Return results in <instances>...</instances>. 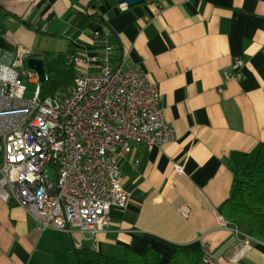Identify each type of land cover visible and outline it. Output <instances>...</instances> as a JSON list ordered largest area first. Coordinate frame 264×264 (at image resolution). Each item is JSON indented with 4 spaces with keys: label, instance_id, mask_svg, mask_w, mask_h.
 I'll list each match as a JSON object with an SVG mask.
<instances>
[{
    "label": "crops",
    "instance_id": "0c3cea01",
    "mask_svg": "<svg viewBox=\"0 0 264 264\" xmlns=\"http://www.w3.org/2000/svg\"><path fill=\"white\" fill-rule=\"evenodd\" d=\"M118 5L116 0H0V77L21 52L26 61L71 45L82 59L93 55L88 14L96 7L120 44L111 64L125 57L144 70L157 85L158 108L175 132L173 143L152 150L133 145L120 161L130 204L110 208L107 226L94 236L41 229L16 202L0 198V264H75V247L105 252L128 246L142 233L191 249L206 245L208 264H264V244L241 241L218 212L233 183L228 156L234 151L254 156L264 141V0H144L125 11ZM238 58L244 62L242 78L225 81L224 71ZM13 104L0 97V108ZM8 124L9 119L0 120V133ZM177 167L190 182L196 214L143 203Z\"/></svg>",
    "mask_w": 264,
    "mask_h": 264
},
{
    "label": "built area",
    "instance_id": "2783aa9c",
    "mask_svg": "<svg viewBox=\"0 0 264 264\" xmlns=\"http://www.w3.org/2000/svg\"><path fill=\"white\" fill-rule=\"evenodd\" d=\"M127 7L118 5L120 11ZM111 52L102 39L87 59L77 55L69 59L79 69L70 93L61 98H40L38 74L26 67L24 52L12 67L2 69L0 97L14 104L0 108V120L9 119L0 133V198L16 202L41 229L91 236L103 232L110 208L123 210L130 204L131 193L121 183L120 161L133 145L152 150L175 140L174 129L158 108L162 96L157 85L125 57L112 65ZM243 65V60L235 59L224 71V80L241 79ZM25 81L35 86L27 99ZM189 185L177 167L162 189L143 203L196 214ZM220 220L223 226L231 225L244 243L257 241ZM201 250L202 262L208 264L207 246Z\"/></svg>",
    "mask_w": 264,
    "mask_h": 264
},
{
    "label": "trees",
    "instance_id": "16d2710c",
    "mask_svg": "<svg viewBox=\"0 0 264 264\" xmlns=\"http://www.w3.org/2000/svg\"><path fill=\"white\" fill-rule=\"evenodd\" d=\"M106 1L99 0V3ZM88 19L95 42L106 39L112 47L110 55L113 60L120 51L116 35L101 19L96 7L90 9ZM0 32H3L2 25ZM105 33H108L106 38ZM74 54L69 45L64 52L45 51L33 55L41 60L45 73L44 81L40 82V98H61L70 93L79 69L69 63ZM253 157L250 159L252 156L237 151L228 156L233 183L230 196L218 212L239 232L264 244V141L258 145ZM73 251L75 264H203L201 249L173 244L147 233L134 236L126 247H109L101 252L83 245Z\"/></svg>",
    "mask_w": 264,
    "mask_h": 264
},
{
    "label": "water",
    "instance_id": "95a60500",
    "mask_svg": "<svg viewBox=\"0 0 264 264\" xmlns=\"http://www.w3.org/2000/svg\"><path fill=\"white\" fill-rule=\"evenodd\" d=\"M116 2L118 4H125L126 6L131 7L143 3L144 0H116ZM25 65L29 70L34 71L38 74L40 82L44 81L45 73L43 64L40 59L36 58L35 56L29 57L28 59H26ZM49 180H53V177L50 173Z\"/></svg>",
    "mask_w": 264,
    "mask_h": 264
},
{
    "label": "rangeland",
    "instance_id": "374dc122",
    "mask_svg": "<svg viewBox=\"0 0 264 264\" xmlns=\"http://www.w3.org/2000/svg\"><path fill=\"white\" fill-rule=\"evenodd\" d=\"M24 85L26 86V88H27V92L25 93V98H28V97H30L31 96V94L29 93V91H33V89L35 88V86L34 85H32V84H30L29 82H27V81H25L24 82ZM254 157L252 156V158H250V159H253ZM73 260H74V255H73ZM74 262H75V260H74ZM68 264H71V263H68Z\"/></svg>",
    "mask_w": 264,
    "mask_h": 264
},
{
    "label": "flooded vegetation",
    "instance_id": "af4514ba",
    "mask_svg": "<svg viewBox=\"0 0 264 264\" xmlns=\"http://www.w3.org/2000/svg\"><path fill=\"white\" fill-rule=\"evenodd\" d=\"M96 44H97V42H95V47H94V50H95V48H96Z\"/></svg>",
    "mask_w": 264,
    "mask_h": 264
}]
</instances>
